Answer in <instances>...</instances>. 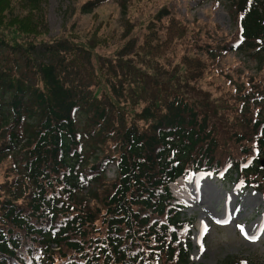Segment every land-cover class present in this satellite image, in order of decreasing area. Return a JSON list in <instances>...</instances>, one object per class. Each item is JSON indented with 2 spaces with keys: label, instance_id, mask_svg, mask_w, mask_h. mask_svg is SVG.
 Returning a JSON list of instances; mask_svg holds the SVG:
<instances>
[{
  "label": "trees",
  "instance_id": "1",
  "mask_svg": "<svg viewBox=\"0 0 264 264\" xmlns=\"http://www.w3.org/2000/svg\"><path fill=\"white\" fill-rule=\"evenodd\" d=\"M105 1L78 11L94 17ZM44 2L0 0V264H190V221L170 185L232 173L264 195L254 180L264 178V0H225L235 32L217 48L253 59L261 84L215 96L196 86L199 57L156 63L180 27L163 44L149 33L139 50L130 44L111 59L97 55L107 43L95 26L49 37ZM204 55L216 49L205 44Z\"/></svg>",
  "mask_w": 264,
  "mask_h": 264
},
{
  "label": "rangeland",
  "instance_id": "2",
  "mask_svg": "<svg viewBox=\"0 0 264 264\" xmlns=\"http://www.w3.org/2000/svg\"><path fill=\"white\" fill-rule=\"evenodd\" d=\"M86 1L45 0L48 36L67 32L81 37L95 26L107 43L97 50V55L114 59L127 45L133 44L131 53L139 50L143 37L149 33L155 35L152 44H163L168 30L180 27L181 37L172 39L155 56L158 65L170 67L177 65L181 58L199 57L204 64V77L196 86L212 96L216 95L215 89L231 91L236 87L247 91L251 83L261 84L253 59L233 51L219 54L217 48L231 42L235 32L224 7L225 0H129L124 17L119 11L123 0H106L93 10L94 17L78 11ZM162 9H166L167 17L158 21L155 15ZM151 21L157 23L154 25ZM205 44L216 49L214 59H206ZM261 162L264 168V159ZM5 174L1 166L0 183L5 180ZM104 175L112 180L113 166H108ZM254 180L264 193V178ZM170 192L183 205V217L190 221L188 235L183 237L190 244V264H216L226 256L250 254L257 255L264 264V195L237 184L235 174L231 173L227 179L209 171L191 175L186 181L177 180L170 185Z\"/></svg>",
  "mask_w": 264,
  "mask_h": 264
},
{
  "label": "snow or ice",
  "instance_id": "3",
  "mask_svg": "<svg viewBox=\"0 0 264 264\" xmlns=\"http://www.w3.org/2000/svg\"><path fill=\"white\" fill-rule=\"evenodd\" d=\"M238 227H240V226H238ZM240 230H241V232L243 233V231H244V230H243V228H242V227L240 228Z\"/></svg>",
  "mask_w": 264,
  "mask_h": 264
},
{
  "label": "water",
  "instance_id": "4",
  "mask_svg": "<svg viewBox=\"0 0 264 264\" xmlns=\"http://www.w3.org/2000/svg\"><path fill=\"white\" fill-rule=\"evenodd\" d=\"M263 163L262 162H260V165H262Z\"/></svg>",
  "mask_w": 264,
  "mask_h": 264
}]
</instances>
